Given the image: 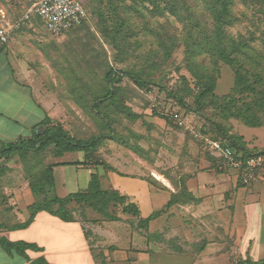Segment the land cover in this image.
Instances as JSON below:
<instances>
[{"label": "rangeland", "instance_id": "obj_1", "mask_svg": "<svg viewBox=\"0 0 264 264\" xmlns=\"http://www.w3.org/2000/svg\"><path fill=\"white\" fill-rule=\"evenodd\" d=\"M232 1L231 11L234 21L226 27L225 46L235 60L233 66L219 57L214 50L203 51L212 44L215 36L212 11L207 9L203 0H186L190 12L195 16L194 21H198L200 26L195 25L194 21L183 23L172 15L142 17L135 13L136 18L132 19L131 28L138 33L132 41L138 40L141 45L136 47V50L130 49L129 52L120 53L118 60H115L114 48L100 32L102 23L97 10L102 7L101 0H84L89 14L87 21L62 37H52L40 19L34 17L31 24L13 33L10 38L11 42L16 40L24 45L20 46L21 52L15 54L23 63L24 70L32 73V78H39L37 80H40L39 89L42 93L52 94L54 105L58 109L53 114L55 118L53 123L62 125L71 136L87 140L92 136L110 133L109 129L94 120L90 107L94 92L103 88L107 64L117 69L135 68L138 71L143 63L146 62L147 65L150 63L151 59L146 60L143 54L149 52L152 47L155 49L157 44L153 36L146 37L143 34V28L139 26L141 23H148L161 30L164 28L172 35L177 44L171 58L157 62L160 65L158 70L149 69L153 72L150 78L155 80L150 85L151 90L141 88L127 77L120 83L126 93L127 105L141 114V118L133 121L125 114H113L116 121L113 125L118 135L101 142L98 150L92 153L94 157L91 163L96 164L94 160L98 158L99 161L116 170L129 172L134 177L147 179L154 177L161 185L170 186L169 182L166 184L157 178L156 173H158L163 179L178 187L184 179L187 183L191 173L214 168L215 154L206 140L220 139L221 135L218 133V126L213 125L212 121L226 126L231 134L239 136L243 134L250 144L257 138L252 136L248 128L264 126V106L257 105L255 108V114L260 117L262 124L249 126L238 117L225 115L221 108L210 102L205 103L203 107L198 106L196 102L199 88L188 69L189 66L200 74L212 73L216 70L218 74L216 92L219 96L230 93L234 85L236 68L247 75L256 89L255 92L245 96L247 101H257L261 96L260 91L264 90V0ZM28 8V0H0V11L5 12L10 21L21 18ZM141 11L147 15L146 9ZM235 45L236 49L233 48ZM13 58L14 56L9 54L8 59L11 60L12 65H14ZM159 58L161 59V56ZM86 82L93 84L97 89L88 94L83 88ZM73 85L79 86V92L85 95L80 100L84 104L76 101L71 94ZM175 95L183 97L185 104H180ZM154 102H166L177 108L183 114L188 128L178 126L168 116L153 110ZM199 131L201 135L198 134ZM131 145L141 147L144 152L136 153ZM83 153V151L69 152L61 160H84L85 153ZM41 155L44 156L45 163L59 160L53 155V147L42 152ZM99 167L100 170L107 172L106 174L111 171ZM86 177L87 170L82 166L61 165L56 169V193L62 197L85 188L88 184L85 181ZM114 177L119 188L135 192L137 199V193L144 192L143 189L146 187L142 184L144 182L133 177L123 178L117 175ZM106 178V175L101 177L103 188L113 189L112 185L115 184L113 179L110 181V177V179ZM78 210L77 216L81 219L85 216L82 214L89 208ZM168 235H173L172 231H169ZM3 239L11 241L10 237ZM256 254L259 256L256 260L262 258L264 249ZM233 257L240 260L246 258L240 251L234 252L230 257V264H233Z\"/></svg>", "mask_w": 264, "mask_h": 264}, {"label": "crops", "instance_id": "obj_2", "mask_svg": "<svg viewBox=\"0 0 264 264\" xmlns=\"http://www.w3.org/2000/svg\"><path fill=\"white\" fill-rule=\"evenodd\" d=\"M20 46L24 45L15 40L0 51V149L19 139L31 138L37 127L44 126V119L55 122L53 114L58 111L52 94L42 93L39 78H32V73L24 70L23 63L16 58ZM9 54L14 56V65ZM248 129L257 139L250 144L241 134L243 140L249 148L263 150L264 126ZM63 156L54 162L58 164L53 168L52 193H56V169L77 164L87 170L88 184L80 190L88 187L92 173L106 175V179H113V189L139 205V217L118 213L120 220H109L89 209L81 219L77 216L79 211L75 212V220L68 222L41 210L27 227L7 228L28 220L29 206L36 196L18 152L9 158L0 155L4 169L0 172V237L27 241L41 248L28 249L26 255H10L0 245V264H35L38 259L47 264H230L234 252L240 251L256 261V253L264 249V176L245 186L237 172L220 171L214 161L213 169L189 175L187 187L197 201L186 199L168 208L166 204L172 194L180 191L181 184L176 187L158 173L157 178L169 182L171 187L154 185L119 169L106 174L91 161L84 163L85 154L84 160L77 161H62ZM115 175L144 182V192H138L137 199L135 192L119 188ZM154 212L160 214L146 226L138 224L140 218ZM169 231L173 235H168Z\"/></svg>", "mask_w": 264, "mask_h": 264}, {"label": "trees", "instance_id": "obj_3", "mask_svg": "<svg viewBox=\"0 0 264 264\" xmlns=\"http://www.w3.org/2000/svg\"><path fill=\"white\" fill-rule=\"evenodd\" d=\"M101 2L102 7L97 10V14L102 23L100 32L103 38L114 48L115 60H118L120 53L129 52L130 49L136 50V47L141 45V42L138 40L132 41V38L138 33L135 29L131 28V21L136 18L135 13L142 17H147L149 15L151 17L172 15L177 20L186 24L188 22L192 23L195 20V16L190 12V6L186 0H101ZM203 2L207 5V9L212 11L215 27V36L213 37L212 44L205 47L203 51L208 52L210 49L214 50L219 54V57L225 59L227 63L233 66L235 60L231 57V54L227 52V47L225 46L227 39L226 27L231 25L234 21V16L231 11L233 1L203 0ZM140 8L143 10L146 9L147 15L141 11ZM184 10L186 13H184ZM86 21L87 20L84 22ZM84 22L81 25H83ZM194 22L195 25L200 26L198 21ZM139 26L143 28V34L146 37L150 35L153 36L157 44L155 49L152 47L149 52L147 51L143 54L146 60L151 59L149 61L150 63H148L149 66L145 62L142 68L137 71L135 68L117 69L107 64V69L103 77V88L96 90L93 100H91L92 105H90V107L93 112H91L93 114L92 117L97 122H100L104 128L109 129L110 133H108V135L106 133L104 135L100 134L92 136L87 140L76 138L66 132L62 125L54 124L49 118H46L41 123L44 125L45 129L43 133H34L29 139H19L17 142L9 143L0 149V155L5 158H9L12 154L18 152L24 164L27 177L29 178L30 187L36 196V201L29 206L31 213L28 220L16 225H8L7 228L17 229L27 227L33 221L36 213L41 210H47L68 222L74 221L75 212L79 211L78 209L84 208H89L94 212L101 213L104 218L109 220H120L121 218L118 213H128L135 217H139V205L135 201L130 200L127 195L122 194L119 190L103 188L99 172L92 173L91 181L84 190L69 193L65 197H59L53 194V168L58 163L47 164L43 159L44 156L41 157L42 152L53 147V155L55 157H62L67 152L83 151L85 153V160L83 162H92V158L94 157L92 153L98 150L101 142L107 138L113 139L118 135L113 125L116 122L113 114H125L133 121H137L141 118V114L136 113L127 105L126 93L120 83L127 77L141 88L151 90L150 85L154 83L155 80L150 78L153 72L149 71V69L158 70L160 65L157 64V62L170 59L176 49L177 43L174 37L165 31L164 28L161 30L148 23H141ZM3 47H0V51ZM233 48L236 49L237 46L235 45ZM159 56H161V59ZM188 69L199 88V95H197L196 99L198 106L203 107L205 103L210 102L221 108L225 115L238 117L249 126H259L262 124L260 117L255 114V108L257 105L258 107L264 106V90L260 91L261 96L257 101H247V97L245 96H248L250 92H255L256 89L241 69H235L234 85L230 93L221 96L216 92L218 86V74L216 70L212 73L200 74L191 66H189ZM256 76L258 77V75ZM184 79L186 80V78ZM83 88L88 94H91L93 90L97 89V87H94L93 84L89 82H86ZM79 89V86L73 85L70 92L75 100L80 102L85 95L79 92ZM177 97L180 104H185L183 97ZM164 118L167 119L166 117ZM211 123L218 126V133L221 135L220 139L217 138L214 140H229L233 146L237 147L239 150H257L249 148L242 136L231 134L226 126L218 125L214 123V121ZM131 147L138 154L144 152L139 146L131 145ZM94 161L96 167L103 166L108 170L117 171L103 161H99L98 158ZM215 161L217 162V159ZM2 171H4V169L0 166V172ZM144 179L154 185H161L154 177ZM186 199L188 201H197L188 190L187 183L184 179L180 191L172 194L166 206L169 208ZM158 214H160V212H154L147 218H140L138 224L146 226L149 220ZM0 245L10 255H26V250L28 249H40V247L34 243L9 241L3 239V237L0 238ZM35 264H47V262L43 259H38L35 261ZM240 264H264V257L256 261L244 258L240 260Z\"/></svg>", "mask_w": 264, "mask_h": 264}, {"label": "built area", "instance_id": "obj_4", "mask_svg": "<svg viewBox=\"0 0 264 264\" xmlns=\"http://www.w3.org/2000/svg\"><path fill=\"white\" fill-rule=\"evenodd\" d=\"M29 8L21 18L10 21L5 12L0 11V47L11 42L10 36L24 26L32 23L34 17L46 27L48 33L59 38L80 26L89 14L84 0H28ZM169 105V106H168ZM152 109L172 119L180 127H187L180 111L166 102H154ZM199 135L202 133L199 131ZM217 159L216 168L220 171L237 172L245 186L259 182L264 176V150H239L229 140L207 139ZM233 264H240V259L233 257Z\"/></svg>", "mask_w": 264, "mask_h": 264}, {"label": "water", "instance_id": "obj_5", "mask_svg": "<svg viewBox=\"0 0 264 264\" xmlns=\"http://www.w3.org/2000/svg\"><path fill=\"white\" fill-rule=\"evenodd\" d=\"M44 126H39L35 129V133L40 134L44 132Z\"/></svg>", "mask_w": 264, "mask_h": 264}]
</instances>
